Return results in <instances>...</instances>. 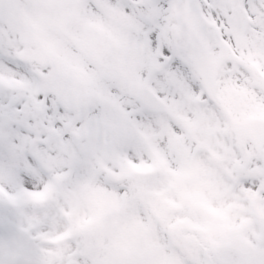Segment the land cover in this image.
<instances>
[{
	"label": "snow or ice",
	"instance_id": "6c2138e0",
	"mask_svg": "<svg viewBox=\"0 0 264 264\" xmlns=\"http://www.w3.org/2000/svg\"><path fill=\"white\" fill-rule=\"evenodd\" d=\"M0 264H264V0H0Z\"/></svg>",
	"mask_w": 264,
	"mask_h": 264
}]
</instances>
